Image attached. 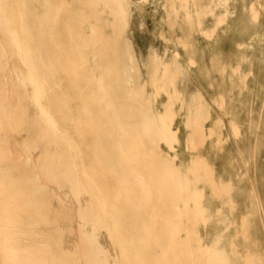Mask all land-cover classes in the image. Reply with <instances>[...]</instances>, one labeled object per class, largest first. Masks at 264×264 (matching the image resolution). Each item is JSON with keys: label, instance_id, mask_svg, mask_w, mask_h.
Returning a JSON list of instances; mask_svg holds the SVG:
<instances>
[{"label": "bare ground", "instance_id": "6f19581e", "mask_svg": "<svg viewBox=\"0 0 264 264\" xmlns=\"http://www.w3.org/2000/svg\"><path fill=\"white\" fill-rule=\"evenodd\" d=\"M0 264H264V0H0Z\"/></svg>", "mask_w": 264, "mask_h": 264}, {"label": "rangeland", "instance_id": "374dc122", "mask_svg": "<svg viewBox=\"0 0 264 264\" xmlns=\"http://www.w3.org/2000/svg\"><path fill=\"white\" fill-rule=\"evenodd\" d=\"M149 14L150 8H144L142 11L140 10V12L134 10L132 15L133 18L130 25V29L133 36L135 49L137 52H139L137 53L139 59L141 62L146 60V58H148V53L151 48L159 52L157 54L163 56L165 59H168L170 58V53H162L163 51H165V45L163 41H161L157 36L153 35L150 30ZM141 73L142 78L145 81L147 78L145 68L141 67ZM178 86H180V88L186 95H191L196 92L195 84L186 72H183L180 79H178ZM202 101L203 104L206 102L204 98H202ZM22 141L23 139L20 136L16 137L15 145L18 149L21 148Z\"/></svg>", "mask_w": 264, "mask_h": 264}]
</instances>
